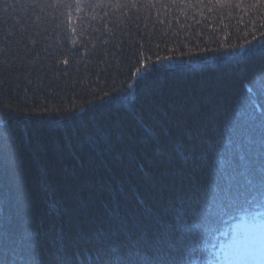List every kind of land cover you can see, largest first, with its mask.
<instances>
[{
	"label": "trees",
	"instance_id": "1",
	"mask_svg": "<svg viewBox=\"0 0 264 264\" xmlns=\"http://www.w3.org/2000/svg\"><path fill=\"white\" fill-rule=\"evenodd\" d=\"M89 3L0 0V264L215 243L211 213L264 207V4Z\"/></svg>",
	"mask_w": 264,
	"mask_h": 264
},
{
	"label": "rangeland",
	"instance_id": "2",
	"mask_svg": "<svg viewBox=\"0 0 264 264\" xmlns=\"http://www.w3.org/2000/svg\"><path fill=\"white\" fill-rule=\"evenodd\" d=\"M247 235L236 239L233 244H224L227 251L223 248L220 250L222 258L229 259L230 264H264V235Z\"/></svg>",
	"mask_w": 264,
	"mask_h": 264
},
{
	"label": "snow or ice",
	"instance_id": "3",
	"mask_svg": "<svg viewBox=\"0 0 264 264\" xmlns=\"http://www.w3.org/2000/svg\"><path fill=\"white\" fill-rule=\"evenodd\" d=\"M173 3H175L177 5V7H179L180 4V0H172ZM185 4H189V3H193V6H201L203 5L208 11H211V5L213 3V0H184ZM225 2H230L233 5V9H239L240 11V15L237 17L238 20H240L241 23H243V15L245 13L248 12L249 7H251V5L245 7L243 6L244 0H215V3L217 4H224ZM77 3L81 5L80 11L84 8V6H88V8L90 7V3L89 0H77ZM261 4H264V0H260ZM117 5L118 6H131V4L129 5H121V0H117ZM110 6V5H109ZM248 25L251 26L252 28L256 27V21L254 19H249L248 20ZM261 27H264V23L261 24ZM261 35H264V32L261 33ZM255 38V37H254ZM250 43V41H249ZM65 63H67L65 61Z\"/></svg>",
	"mask_w": 264,
	"mask_h": 264
},
{
	"label": "clouds",
	"instance_id": "4",
	"mask_svg": "<svg viewBox=\"0 0 264 264\" xmlns=\"http://www.w3.org/2000/svg\"><path fill=\"white\" fill-rule=\"evenodd\" d=\"M180 158L182 161H184V155H181Z\"/></svg>",
	"mask_w": 264,
	"mask_h": 264
}]
</instances>
